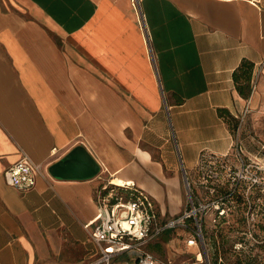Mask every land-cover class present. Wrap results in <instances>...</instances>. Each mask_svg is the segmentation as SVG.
Wrapping results in <instances>:
<instances>
[{"label": "crops", "instance_id": "obj_1", "mask_svg": "<svg viewBox=\"0 0 264 264\" xmlns=\"http://www.w3.org/2000/svg\"><path fill=\"white\" fill-rule=\"evenodd\" d=\"M244 59L264 74V0H0V264H98L90 230L113 184L180 215L184 171L232 152L228 115L260 98L263 81L237 90ZM78 145L96 177L6 183L20 147L48 169Z\"/></svg>", "mask_w": 264, "mask_h": 264}, {"label": "built area", "instance_id": "obj_2", "mask_svg": "<svg viewBox=\"0 0 264 264\" xmlns=\"http://www.w3.org/2000/svg\"><path fill=\"white\" fill-rule=\"evenodd\" d=\"M134 7L139 0H133ZM149 48V39L146 37ZM257 80L253 77L252 87ZM232 152L227 154L204 150L200 153L191 175L184 171L186 199L180 215L162 218L155 199L133 183L122 187L130 192L122 193L119 186L103 187L97 194L98 212L91 226V238L100 257L98 264H114L123 256L135 254V264H174L170 257L160 258L148 249L168 231H179L186 246L196 251L194 261L186 264H211L205 238L207 220L211 222L227 218L226 202L240 191L249 200L252 190L264 185V166L244 153L239 133L234 138ZM47 168L35 161L20 147V158L4 172L8 185L22 191L33 188L37 179L44 176ZM90 229L89 225H85Z\"/></svg>", "mask_w": 264, "mask_h": 264}, {"label": "rangeland", "instance_id": "obj_3", "mask_svg": "<svg viewBox=\"0 0 264 264\" xmlns=\"http://www.w3.org/2000/svg\"><path fill=\"white\" fill-rule=\"evenodd\" d=\"M255 78L257 85L261 81L264 83L262 69ZM235 125L240 144L248 153L247 157L264 166V86L260 91V98L251 103L250 109L244 111ZM258 189L261 192L257 189L250 191L249 200H244V191L240 190L234 198L226 202L229 215L220 222L219 235L212 239L217 246V264H264V185ZM156 205L159 209L157 201ZM211 217L207 220L208 229H212L214 224ZM156 242L161 244H155L152 252L158 257H170L174 264L194 261L192 253L196 250L186 246L179 231H168ZM148 249L151 250L150 246Z\"/></svg>", "mask_w": 264, "mask_h": 264}, {"label": "water", "instance_id": "obj_4", "mask_svg": "<svg viewBox=\"0 0 264 264\" xmlns=\"http://www.w3.org/2000/svg\"><path fill=\"white\" fill-rule=\"evenodd\" d=\"M47 170L55 178L92 179L100 173L101 166L84 146L78 145Z\"/></svg>", "mask_w": 264, "mask_h": 264}, {"label": "trees", "instance_id": "obj_5", "mask_svg": "<svg viewBox=\"0 0 264 264\" xmlns=\"http://www.w3.org/2000/svg\"><path fill=\"white\" fill-rule=\"evenodd\" d=\"M254 69H255L254 63H252L249 60L244 59L239 65V67L233 73V78L236 83L237 90L239 94L243 98H246V99H248L252 93V76H253ZM221 112L222 114H228L227 111H221ZM228 117L230 118L231 128L234 134L236 135L237 128L235 127L237 126L235 125V123L236 124L238 123V119L233 118L230 115H228ZM112 187H116V185L113 184ZM118 188L122 193L128 194L130 192L129 188L127 189L122 186H119ZM257 191L261 192L260 189H257ZM224 219L226 218H223L217 221L216 223H214L213 226L211 227L212 229H208V227L205 228V238H206V242L208 246V253L210 256L211 264H217V254H218L216 243H214L212 239L219 235V232H220L219 224ZM149 246L151 250L154 247L153 245L152 246L149 245Z\"/></svg>", "mask_w": 264, "mask_h": 264}]
</instances>
